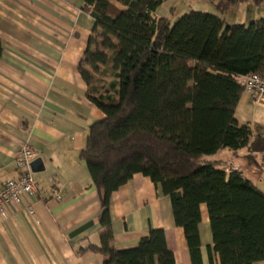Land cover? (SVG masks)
<instances>
[{
	"label": "trees",
	"instance_id": "1",
	"mask_svg": "<svg viewBox=\"0 0 264 264\" xmlns=\"http://www.w3.org/2000/svg\"><path fill=\"white\" fill-rule=\"evenodd\" d=\"M165 0H85L95 20L79 72L87 98L105 116L89 129L81 158L102 205L100 246L83 251L103 264H177L164 230L152 229L133 249L112 247L111 200L132 178L148 177L172 204L185 233L191 264H204L201 207L209 214L218 264L264 263V192L243 171L211 160L223 150L247 151L259 166L264 131L235 114L245 93L241 79L264 77V18L229 25L232 6L264 0H206L218 14L191 10L175 23L159 19ZM0 38V60L3 55Z\"/></svg>",
	"mask_w": 264,
	"mask_h": 264
},
{
	"label": "crops",
	"instance_id": "2",
	"mask_svg": "<svg viewBox=\"0 0 264 264\" xmlns=\"http://www.w3.org/2000/svg\"><path fill=\"white\" fill-rule=\"evenodd\" d=\"M124 10L117 0H105ZM218 14L206 0H165L155 16L175 23L194 11ZM195 3V4H196ZM85 0H0V189L21 171L16 156L28 144L45 170L34 173L37 192L9 203L0 218V264H103L105 257L83 251L100 246L105 230L98 219L100 195L81 153L90 127L105 119L87 98L79 67L93 35L95 20ZM222 17L229 25L264 18V3L232 6ZM240 124L264 131V104L244 93L235 114ZM247 151L223 150L211 160L223 161L227 171H243L264 192V154L259 166H249ZM35 211L29 215V208ZM200 238L204 264L213 247L209 214L201 207ZM112 247L136 248L152 229L164 230L177 264H191L182 228L175 225L172 204L148 177L135 175L111 200ZM214 264H218L213 255ZM264 264V263H259Z\"/></svg>",
	"mask_w": 264,
	"mask_h": 264
},
{
	"label": "built area",
	"instance_id": "3",
	"mask_svg": "<svg viewBox=\"0 0 264 264\" xmlns=\"http://www.w3.org/2000/svg\"><path fill=\"white\" fill-rule=\"evenodd\" d=\"M245 86V93L252 97L255 104H264V77L257 75L246 76L241 79ZM36 152L27 143L21 145L16 156V167L21 171L15 180L7 181L0 189V218H6V208L9 203L18 204L23 196H33L37 192V184L32 171V164L36 160ZM29 215L35 211L30 207Z\"/></svg>",
	"mask_w": 264,
	"mask_h": 264
},
{
	"label": "water",
	"instance_id": "4",
	"mask_svg": "<svg viewBox=\"0 0 264 264\" xmlns=\"http://www.w3.org/2000/svg\"><path fill=\"white\" fill-rule=\"evenodd\" d=\"M45 170L43 161L41 159H36L32 164V171L33 173H41Z\"/></svg>",
	"mask_w": 264,
	"mask_h": 264
},
{
	"label": "rangeland",
	"instance_id": "5",
	"mask_svg": "<svg viewBox=\"0 0 264 264\" xmlns=\"http://www.w3.org/2000/svg\"><path fill=\"white\" fill-rule=\"evenodd\" d=\"M196 2H194L193 4H194V6H193V8H194V11H197V12H204V10L205 9H203V8H205V7H203L202 5H205V4H200V3H196Z\"/></svg>",
	"mask_w": 264,
	"mask_h": 264
}]
</instances>
